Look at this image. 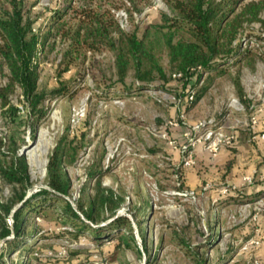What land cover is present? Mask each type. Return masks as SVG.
Instances as JSON below:
<instances>
[{
    "label": "rangeland",
    "instance_id": "rangeland-1",
    "mask_svg": "<svg viewBox=\"0 0 264 264\" xmlns=\"http://www.w3.org/2000/svg\"><path fill=\"white\" fill-rule=\"evenodd\" d=\"M114 1L113 12L121 27L132 30L127 10ZM55 2L27 0L36 26L48 22ZM146 2L141 13L134 12L141 32L161 22L162 12L171 14L164 0ZM259 16L263 21L245 24L237 41L243 50L249 49V55L224 74L214 75L212 82L208 80L213 75L204 73L199 79L196 75L190 90L183 87L181 76L174 77L177 72L159 46L156 54L167 82L157 79L139 89L132 72L125 84L117 81L114 53L105 48L82 54L61 77L65 93L54 95L68 46L51 37L39 58V90L47 95V114L36 121L16 86L9 100L20 109L19 116L5 118L0 97V162L11 160L15 150L26 160L32 195L47 185L49 155L66 134L77 149L75 162L65 166L71 181L67 199L76 208L81 202L88 206L104 192L113 196L118 207L104 208L98 224L106 225L118 216L129 221L126 229L123 225L111 235L105 233L107 241L98 243L90 231L76 233L65 222V201L53 199L49 207L31 214L28 230L37 235H23L29 245L10 246L7 240L13 234L7 239L1 232L5 224L14 231L13 212L6 213L2 205L11 201L14 190L0 176V259L6 264H18L21 258V264H264V195L255 190L256 174L244 184L220 173L212 180L203 160L198 168L201 176L196 174L194 158L196 143L209 148L210 130H238L241 115L248 119L253 114L239 111L240 105L232 101L244 103L234 83L236 76L255 108L264 96V9ZM8 80L9 71L0 58V88ZM203 87L207 90L202 93ZM190 155L195 163L186 165ZM38 200L33 199L32 206ZM18 208L19 204L13 211ZM123 229L119 240L116 233Z\"/></svg>",
    "mask_w": 264,
    "mask_h": 264
},
{
    "label": "trees",
    "instance_id": "trees-1",
    "mask_svg": "<svg viewBox=\"0 0 264 264\" xmlns=\"http://www.w3.org/2000/svg\"><path fill=\"white\" fill-rule=\"evenodd\" d=\"M146 1L119 0L133 23L132 30H125L113 12L117 7L114 0H82L80 4L75 0H56L50 19L39 26H36L37 18L27 8V0H0V58L9 71L8 83L0 88L4 117L15 120L19 116L20 109L9 100L16 86L21 90L29 114L36 121L46 116L44 104L48 98L45 92L39 90V58L53 36L66 41L68 46L60 62L62 68L58 79L61 82L54 95L65 93L61 77L82 54L105 48L114 53L117 81L125 84L132 72L133 78L140 82L139 89L157 79L167 82L169 78L165 67L156 54L159 46L165 48L172 69L184 79L183 87L190 90L194 87L191 82L196 75L198 79L204 73L213 75L208 80L212 82L214 75L224 74L228 67L243 61L250 52L237 43L244 25L263 21L259 16L264 9L263 0L245 3L244 0H164L171 14L162 12L161 22L151 23L141 32L134 12L141 13ZM234 83L241 100L248 105L238 76L234 78ZM206 90L207 87H203L202 93ZM72 143L66 134L59 138L48 159L49 188L43 187L29 198L26 197L32 184L26 160L15 150L11 160L0 162V176L14 190L11 201L2 205L6 213L13 212L14 231L5 224L1 232L2 238L13 234V238L7 240L10 246L29 245L23 235H37L35 230H28L31 214L49 207L53 199L65 201V222L76 233L90 231L91 237L98 243L107 241L103 239L105 233L111 232V235L123 225L126 229L129 220L125 216L115 217L106 225L98 224L104 208L112 211L118 207L112 195L99 192L88 206L81 202L77 208L67 199L71 181L65 166L74 163L77 154ZM232 162H228L227 166ZM38 197L40 200L32 206V200ZM17 204L19 208L13 211ZM124 229L116 233L117 239L123 240ZM142 238L146 239L145 232H142ZM23 260L21 258L18 264ZM0 264L6 262L0 259Z\"/></svg>",
    "mask_w": 264,
    "mask_h": 264
},
{
    "label": "crops",
    "instance_id": "crops-1",
    "mask_svg": "<svg viewBox=\"0 0 264 264\" xmlns=\"http://www.w3.org/2000/svg\"><path fill=\"white\" fill-rule=\"evenodd\" d=\"M257 106L261 108L264 106V103L259 102ZM238 127L239 129L236 130L235 125L232 124L231 128L235 130L229 131V133H234L235 136L233 144H221L216 154L212 153L209 148L205 149L203 142L196 143L194 148V158L197 160L196 174L201 176L198 170V168L202 167L200 164L201 160L207 165V176L209 175L212 177V180L219 177L220 173V176L226 174L225 177H227L230 175L234 183L239 184L242 182L244 184L246 182L251 183L246 177L251 176L252 178L254 174H256L255 180L258 181V183L256 184L257 187L255 190L262 193L261 195H264V139L253 138L257 131L264 132V111L260 113L259 125L256 129L249 125L246 114L241 115ZM235 133H237V135ZM244 155L245 159L244 157L240 158V156L242 157ZM227 161L233 162L230 166H227ZM240 162L246 168H244ZM201 173L203 174V171H201ZM208 186H210V183H206V187Z\"/></svg>",
    "mask_w": 264,
    "mask_h": 264
},
{
    "label": "built area",
    "instance_id": "built-area-1",
    "mask_svg": "<svg viewBox=\"0 0 264 264\" xmlns=\"http://www.w3.org/2000/svg\"><path fill=\"white\" fill-rule=\"evenodd\" d=\"M180 76H181L180 73H174V77H180ZM193 98H194V95L192 93L189 95L188 99L193 100ZM259 100L264 103V96L261 97ZM232 101L235 103H238L240 105V106H237V109L239 111L251 110L253 112V114L250 116V118H248V123L254 129H256L259 125L260 113H262L264 111V106L261 108H258V106H257V108H255L254 107L255 104L253 102L252 103L249 102V104L246 105L245 103H241L238 99H234ZM229 105L232 106L233 103H230ZM253 138L254 139H259V138L264 139V132L257 131ZM206 139L210 140L209 141V148L213 151L214 154H216L218 151V148L221 144H225V145L233 144V142L235 140V136L233 133H225L222 130V127H220L218 130H210L206 135ZM194 163L195 162L192 158V155H190V157L188 159H186V161H185L186 165H191ZM246 179L248 181H251L252 178L250 176V177H246Z\"/></svg>",
    "mask_w": 264,
    "mask_h": 264
},
{
    "label": "water",
    "instance_id": "water-1",
    "mask_svg": "<svg viewBox=\"0 0 264 264\" xmlns=\"http://www.w3.org/2000/svg\"><path fill=\"white\" fill-rule=\"evenodd\" d=\"M45 187H46V188H49L47 185H46ZM32 191H33V190L30 191V193L27 195L26 198H28V197L31 195ZM7 239H9V237H8Z\"/></svg>",
    "mask_w": 264,
    "mask_h": 264
}]
</instances>
